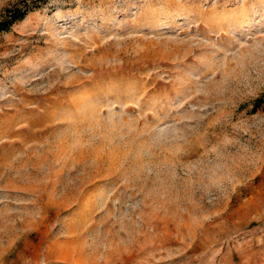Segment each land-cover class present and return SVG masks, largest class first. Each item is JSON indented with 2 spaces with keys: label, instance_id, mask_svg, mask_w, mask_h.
Listing matches in <instances>:
<instances>
[{
  "label": "rangeland",
  "instance_id": "1",
  "mask_svg": "<svg viewBox=\"0 0 264 264\" xmlns=\"http://www.w3.org/2000/svg\"><path fill=\"white\" fill-rule=\"evenodd\" d=\"M0 264H264V0H0Z\"/></svg>",
  "mask_w": 264,
  "mask_h": 264
},
{
  "label": "trees",
  "instance_id": "2",
  "mask_svg": "<svg viewBox=\"0 0 264 264\" xmlns=\"http://www.w3.org/2000/svg\"><path fill=\"white\" fill-rule=\"evenodd\" d=\"M12 16H14V15L12 14ZM13 18H14V22H17V21H19V20H22V19L24 18V15H21V16H15V17H13ZM3 30H5V29H3ZM262 100H263V99H259V100L257 101L255 109L259 108V105L261 104Z\"/></svg>",
  "mask_w": 264,
  "mask_h": 264
}]
</instances>
